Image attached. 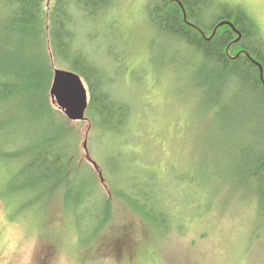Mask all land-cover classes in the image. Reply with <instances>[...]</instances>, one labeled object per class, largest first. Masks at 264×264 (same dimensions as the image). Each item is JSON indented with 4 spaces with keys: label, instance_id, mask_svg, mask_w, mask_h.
Segmentation results:
<instances>
[{
    "label": "rangeland",
    "instance_id": "1",
    "mask_svg": "<svg viewBox=\"0 0 264 264\" xmlns=\"http://www.w3.org/2000/svg\"><path fill=\"white\" fill-rule=\"evenodd\" d=\"M107 1L100 12L73 13L74 49L116 78L110 90L134 109L130 130L105 135L93 117L70 120L53 107L74 128L75 160L113 199V216L94 231L83 214L66 215L59 194L20 210L0 166V264H264V202L243 173V147L255 144L244 122L250 109L236 108L234 93L214 103L193 72L200 55L160 35L152 0ZM215 2L241 5L264 39V0ZM55 68L74 71L62 61ZM132 184L168 209L161 226L121 202L119 188L135 192L125 188Z\"/></svg>",
    "mask_w": 264,
    "mask_h": 264
},
{
    "label": "trees",
    "instance_id": "2",
    "mask_svg": "<svg viewBox=\"0 0 264 264\" xmlns=\"http://www.w3.org/2000/svg\"><path fill=\"white\" fill-rule=\"evenodd\" d=\"M0 2V166L10 175L5 190L23 200L20 210H30L42 199L59 194L66 215L81 213L85 220L93 221L94 231L105 229L114 213L113 199L109 194L104 197L96 189L94 174L76 162L74 128L56 112L50 88L53 64H68L88 84L87 118L93 117L105 135L130 130L134 109L131 102L110 90L116 78L106 76L102 68L74 49L76 9L100 12L110 1L53 0L49 11L45 0ZM180 2L183 8L173 0H155L150 3L151 19L161 36L184 41L200 55L193 72L214 103L234 93L235 107L250 109L244 122L249 124L255 144L243 147L249 149L244 151L243 173L264 202V82L260 67L253 61L262 65L264 75L260 29L241 5H217L215 0ZM206 15L211 16V22ZM191 19L195 26L187 22ZM224 20L233 22L241 32L239 41L231 26H218ZM128 187L135 192L119 188L125 200L121 202L144 223L161 226L167 219V208L150 201L149 187Z\"/></svg>",
    "mask_w": 264,
    "mask_h": 264
},
{
    "label": "water",
    "instance_id": "3",
    "mask_svg": "<svg viewBox=\"0 0 264 264\" xmlns=\"http://www.w3.org/2000/svg\"><path fill=\"white\" fill-rule=\"evenodd\" d=\"M179 3L183 7L182 2ZM224 24L231 26V28L238 33L236 39L238 41L242 34L235 27L233 22L224 20L218 25L222 26ZM253 61L259 65L261 79L264 82L262 65L254 59ZM50 93L53 101L71 120H83L85 118V112L89 104V93L80 74L72 70L55 68Z\"/></svg>",
    "mask_w": 264,
    "mask_h": 264
}]
</instances>
